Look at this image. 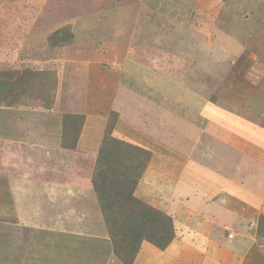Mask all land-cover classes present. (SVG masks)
I'll use <instances>...</instances> for the list:
<instances>
[{"label": "rangeland", "instance_id": "rangeland-1", "mask_svg": "<svg viewBox=\"0 0 264 264\" xmlns=\"http://www.w3.org/2000/svg\"><path fill=\"white\" fill-rule=\"evenodd\" d=\"M2 82L0 264H122L92 186L107 127L152 152L135 196L154 204L175 118L212 101L264 128V0H0ZM65 179L69 204L31 187Z\"/></svg>", "mask_w": 264, "mask_h": 264}, {"label": "crops", "instance_id": "crops-1", "mask_svg": "<svg viewBox=\"0 0 264 264\" xmlns=\"http://www.w3.org/2000/svg\"><path fill=\"white\" fill-rule=\"evenodd\" d=\"M200 106L198 113L188 112L190 118H175L177 127L167 130L171 148L158 164L164 170L155 175L154 185L167 184L159 188L171 199L146 201L173 218L176 238L164 251L143 242L133 264H237L241 253L240 264H264V244L257 238L264 216V128L216 102ZM73 181L51 186L36 181L31 187L50 208L75 201L73 192L80 193L81 186ZM55 191L65 197L53 198ZM173 199L177 207L169 203ZM58 213L57 219L67 216Z\"/></svg>", "mask_w": 264, "mask_h": 264}, {"label": "trees", "instance_id": "trees-1", "mask_svg": "<svg viewBox=\"0 0 264 264\" xmlns=\"http://www.w3.org/2000/svg\"><path fill=\"white\" fill-rule=\"evenodd\" d=\"M0 83V89L8 88ZM82 118L66 115L63 119L62 147L74 149L80 133L76 130L75 143L67 146L64 138L70 136L69 124ZM113 125L101 143L92 176L93 190L112 243L114 256L122 264H133L143 242L166 250L176 238L173 218L135 196L149 163L152 152L143 147L111 136ZM257 238L264 244V216L260 217Z\"/></svg>", "mask_w": 264, "mask_h": 264}]
</instances>
